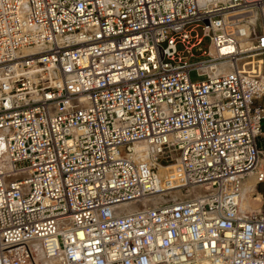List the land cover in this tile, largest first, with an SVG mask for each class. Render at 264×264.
Listing matches in <instances>:
<instances>
[{
    "label": "built area",
    "instance_id": "built-area-1",
    "mask_svg": "<svg viewBox=\"0 0 264 264\" xmlns=\"http://www.w3.org/2000/svg\"><path fill=\"white\" fill-rule=\"evenodd\" d=\"M263 60L264 0H0V264H264Z\"/></svg>",
    "mask_w": 264,
    "mask_h": 264
},
{
    "label": "crops",
    "instance_id": "crops-1",
    "mask_svg": "<svg viewBox=\"0 0 264 264\" xmlns=\"http://www.w3.org/2000/svg\"><path fill=\"white\" fill-rule=\"evenodd\" d=\"M262 69H263V72H264V60H263V64H262ZM258 104H263L264 105V97L263 98H261V99H258L257 101H256ZM262 128H263V130H264V120H263V122H262ZM259 144H260V146L262 147V148H264V139L263 138H261V139H259ZM257 187H258V189H257V199H255V200H259L258 201V203H256V206L257 207H253V205H251V207L253 208V209H261V210H263L264 211V181L263 182H261V183H259L258 185H257ZM256 187V188H257ZM254 199V198H253Z\"/></svg>",
    "mask_w": 264,
    "mask_h": 264
},
{
    "label": "bare ground",
    "instance_id": "bare-ground-1",
    "mask_svg": "<svg viewBox=\"0 0 264 264\" xmlns=\"http://www.w3.org/2000/svg\"><path fill=\"white\" fill-rule=\"evenodd\" d=\"M254 191H256V182L254 181L253 177H249L246 180L245 185H244V191H243V197H242V206L243 207H248L250 205L246 201H248V197H249V194L251 192L256 193ZM253 198L257 199L255 194H253ZM186 264H193V263H186ZM199 264H208V263L207 262H203V263H199Z\"/></svg>",
    "mask_w": 264,
    "mask_h": 264
},
{
    "label": "rangeland",
    "instance_id": "rangeland-1",
    "mask_svg": "<svg viewBox=\"0 0 264 264\" xmlns=\"http://www.w3.org/2000/svg\"><path fill=\"white\" fill-rule=\"evenodd\" d=\"M208 45H209V41H208V39H206V40L204 41V43H203L202 46H203L204 49H207V48H208ZM191 77H192V79H193L194 81L200 79V77H198V76H197V73L194 72V71L191 73ZM254 181L256 182L255 179H254ZM257 189H258V187H257ZM257 189H256V191H254V192H256V193L251 192V193L249 194L248 201H246V202L249 203L250 205H253V207H257V206H256V203H258V201H259V200H255V199H253V194H255V195L257 196ZM254 197H255V196H254Z\"/></svg>",
    "mask_w": 264,
    "mask_h": 264
}]
</instances>
